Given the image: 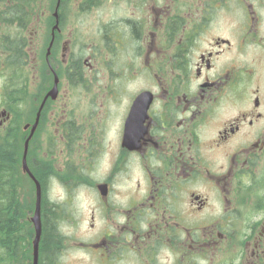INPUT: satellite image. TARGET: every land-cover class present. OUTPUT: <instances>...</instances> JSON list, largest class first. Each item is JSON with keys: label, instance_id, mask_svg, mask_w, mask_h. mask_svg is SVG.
Here are the masks:
<instances>
[{"label": "flooded vegetation", "instance_id": "obj_1", "mask_svg": "<svg viewBox=\"0 0 264 264\" xmlns=\"http://www.w3.org/2000/svg\"><path fill=\"white\" fill-rule=\"evenodd\" d=\"M38 199L39 264H264V0H0L10 264Z\"/></svg>", "mask_w": 264, "mask_h": 264}, {"label": "trees", "instance_id": "obj_2", "mask_svg": "<svg viewBox=\"0 0 264 264\" xmlns=\"http://www.w3.org/2000/svg\"><path fill=\"white\" fill-rule=\"evenodd\" d=\"M14 223L11 217V207L7 203L1 204L0 214V264H10V246L14 237ZM57 222L54 220L49 221L48 228V245H49V264H52L53 255L55 251H52V247L57 246L59 241L62 240L61 236L58 235Z\"/></svg>", "mask_w": 264, "mask_h": 264}, {"label": "rangeland", "instance_id": "obj_3", "mask_svg": "<svg viewBox=\"0 0 264 264\" xmlns=\"http://www.w3.org/2000/svg\"><path fill=\"white\" fill-rule=\"evenodd\" d=\"M56 195L57 192H54ZM56 197L53 198L55 200ZM75 210L77 212V219L76 223L77 226L74 229V235L83 237L82 241L85 243H88V237H89V218H88V199L86 197H80L78 200H75L74 203ZM72 244V242H71ZM77 255L74 256L73 261L70 262V264H80L79 262L83 260L81 257L83 255H80L76 253Z\"/></svg>", "mask_w": 264, "mask_h": 264}, {"label": "water", "instance_id": "obj_4", "mask_svg": "<svg viewBox=\"0 0 264 264\" xmlns=\"http://www.w3.org/2000/svg\"><path fill=\"white\" fill-rule=\"evenodd\" d=\"M27 147H28V143L26 144L25 157L27 154ZM23 169H24V172H28V168L26 165L25 158H24ZM33 223H34L35 231H36V238H35L34 243H33V246H34V264H38L39 244H40L41 231H42L41 220H40V199H38L37 210H36V214L33 218Z\"/></svg>", "mask_w": 264, "mask_h": 264}]
</instances>
